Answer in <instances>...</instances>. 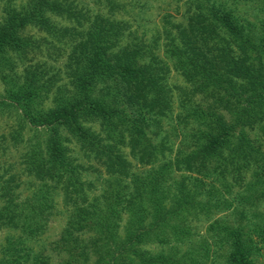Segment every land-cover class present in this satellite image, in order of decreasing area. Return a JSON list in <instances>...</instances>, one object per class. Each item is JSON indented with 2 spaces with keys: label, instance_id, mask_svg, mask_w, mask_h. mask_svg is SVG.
<instances>
[{
  "label": "trees",
  "instance_id": "1",
  "mask_svg": "<svg viewBox=\"0 0 264 264\" xmlns=\"http://www.w3.org/2000/svg\"><path fill=\"white\" fill-rule=\"evenodd\" d=\"M79 1L37 0L31 5V11L24 15L15 13L6 4L0 23V52L29 48L26 41L21 42V38L12 33L27 25H33L38 32L57 43L64 40L73 43L62 72L68 76L67 83H62L59 68L53 66L52 70H45L43 65L35 64L26 68L25 86L15 87V90L11 87L7 91L9 105L22 107L32 126L42 127L46 134L45 155L33 152L27 157L29 168L36 169V179L44 182L53 178L56 171L70 174L75 214L68 220L69 227L63 230L55 245L57 254L64 252L63 264H196L200 256L207 255L206 252L201 254L207 248L205 240L193 243L180 258L171 259V253L176 255L179 252L181 244L177 246L178 242L191 243L193 238L189 235L188 225L194 224L198 215L205 218L210 238L217 237L221 231L225 234L222 239L233 240L235 252L230 257V264H254L248 254L264 248V212L254 201L260 199L256 195L258 192L264 199V177L259 176L255 182H244L243 176L250 167L252 146L249 142L233 145L230 150L236 152L235 157L227 151L233 123L237 127L246 123L253 127L264 118L263 69L261 64L256 66L253 61L244 64L250 60L249 51L257 45L254 35L245 33L242 36L231 30L232 43H236L242 57L239 54L231 56L233 50L228 42L223 53L211 61L204 60L200 48L202 40L196 36L195 29L186 31L182 28L176 37L175 34L171 36L174 56L184 55L178 62L183 69L182 76L189 84L178 95L180 107L186 111L178 115L173 111L174 96L163 90L160 84L164 78L161 70L167 69L166 65L152 67L153 62L157 63L154 54L149 56L148 62H143L146 53L150 52L151 48L147 49L149 45L138 40L121 46L120 42L128 30L127 24L97 16L92 19L90 9L80 6ZM93 3H105L111 11L118 7L117 0H93ZM213 18L220 19L217 14H213ZM58 19L75 25L58 26ZM220 20L224 26L229 24L227 14ZM130 33L128 31L126 36ZM178 36L188 40L179 39L181 43L186 42L184 46L177 43ZM33 43L41 48L48 42L41 38ZM48 45L53 49L52 58L56 60L64 56L56 44ZM192 45L197 49L194 50ZM110 49L116 52L110 53ZM54 50L58 52L56 55ZM222 61L229 67L224 76H217V66ZM211 85L216 86L214 97L217 104H224L223 108L230 113L228 119L221 114L207 113L204 109L189 110L182 106L198 91L202 94L200 99L207 100ZM140 86L150 92L149 100L141 99ZM122 89L125 91L119 97ZM94 92L97 95L94 96ZM167 123L172 127L164 131ZM206 127L208 129L203 130ZM154 129L159 130L160 136ZM260 130L264 135V123ZM146 132H152L154 137H148ZM68 135L79 144L85 156L90 153L98 157L107 166L106 171L112 173L111 178L105 180L107 188L100 196L91 198L88 205L84 204L87 201L83 194L85 183L77 175L78 169L86 168L74 167L68 157L71 142ZM64 142L68 145L64 146ZM189 144L191 149L187 150L185 146ZM122 147L128 149L126 153ZM221 148H226V156H223ZM237 158L247 160V163L239 162L242 160L235 162ZM214 163L217 165L209 168ZM131 167L146 168L147 174L144 178L134 174V188L128 193L130 183L125 177L129 176ZM227 168H230L231 177L219 180L223 184L228 182L225 185L230 187H239L233 200L229 201L225 195L219 200V190L202 198L199 184L202 185L203 181L196 175H203V172L208 176L214 172L223 174ZM191 182L190 188L188 184ZM45 186L43 183L36 190L41 191ZM47 187L50 189L51 186ZM15 188L14 176L0 186V197L7 201L4 202V212L0 213V231L21 230L20 235L6 234V239L0 244V264H21V259L29 257L36 260L34 264H48L49 258L39 257V253L31 255L33 248L25 245L24 240L33 233L32 227L39 215L34 204L16 202L18 195L11 193ZM11 203L24 209L21 225L16 218L22 214V209L19 212L16 209L8 211ZM149 207L150 211L147 210ZM229 209L232 223H227L226 217L224 220L216 215ZM123 215L127 229L121 234L118 225L123 221ZM110 221L112 225H109ZM145 222L148 226L143 225ZM243 223L247 224V230L233 226ZM83 228H88V232L94 231L89 234L87 244L79 243L75 236ZM253 234L263 243L262 246L253 244L255 241L250 237ZM148 242L170 243L173 248L152 254L142 248Z\"/></svg>",
  "mask_w": 264,
  "mask_h": 264
},
{
  "label": "rangeland",
  "instance_id": "2",
  "mask_svg": "<svg viewBox=\"0 0 264 264\" xmlns=\"http://www.w3.org/2000/svg\"><path fill=\"white\" fill-rule=\"evenodd\" d=\"M36 1L0 0V23L3 21L4 5L8 4L9 8L15 13L24 15L31 11V5ZM112 1L115 2L116 0ZM79 2L83 8L88 7L90 9V17L92 19L97 16L101 19H109L111 22L117 20L122 24H127L128 30L125 31L126 34L120 42L121 46L137 42L138 40L149 45L147 49L151 48L150 52L146 53L147 56L143 59V62H148L149 56H153L151 54H154L157 58V63L155 64L153 62L152 67L156 68L163 64L166 65L167 69L161 70L164 72V78L160 81V84L163 90L165 89L167 93L174 96L173 111L175 114L183 115L185 110L183 107H180L178 95L184 89H187L186 84L189 86L182 76L183 69L178 62L184 55L174 56L176 54L173 53L170 41L171 36L175 34L176 37L177 32L183 31L182 28H185L184 30L186 31H189V28L195 29L196 36H199L200 40H202L200 48L203 51L204 60L209 61L214 60L219 53H223L228 42L231 44L233 50L231 56H238V54L241 56L236 47V43H232L234 38L230 35L231 30L238 31L242 36L245 33L254 35L257 45L249 51L251 56L250 60L248 59L249 61L244 62V64L247 65L250 61H253L256 66L261 64V70L263 69L262 72L264 73V0H117L118 7L116 11L109 10V7H106L105 3H93V0H80ZM213 14H217L220 19L224 14H227L229 24L224 26L220 19L216 20L213 18ZM73 25L75 24L72 22L58 19V26L70 27ZM128 31L131 33L129 36H126ZM12 33L20 37L21 42L26 41L30 47H25L24 49L22 48L23 50L18 51L7 49L6 51L0 52V186L10 176H14L17 188L12 189L11 193L18 195L19 198L16 202H28L30 205L34 204L36 206V211L39 216L34 223L35 228L32 227L34 231L27 235L28 240H24L26 246L33 248L31 255L35 256L39 253V257H43L44 259L45 257L49 258V261L47 260L48 264H63L64 252L57 254L55 245L60 240L63 230L69 227L68 220L75 214V207L72 205L74 199L73 195L70 194L72 191L71 185L69 186L70 174L56 171L57 174L53 178L46 179L44 182L36 179L38 178L35 175L36 169L29 168L27 165V157L33 152H39L43 156L45 155L44 146L47 139L46 134L42 127L36 128L32 126L28 118L25 117L22 107H18L15 104L13 106L9 105L7 91L11 87H14V90L15 87L21 88L24 85L23 77L26 73V68L35 64L43 65L45 70H52L53 66L59 68L62 83H67L69 81L68 76L62 72L67 63V54L70 52L73 43L65 40L57 43L55 40L47 38L44 34L38 32L33 25H27L25 28H17ZM41 38H44L48 43L56 44L60 47L64 56L56 60L54 57L52 58L53 49L49 47L48 43H46V46L42 45L41 48L35 46L37 44L33 42H38ZM179 39L178 36L177 43H179L180 47L186 43H181L182 40L188 41L186 38H181V41ZM233 44H235V47ZM192 48L194 50L197 49L194 45H192ZM109 52L115 53L116 51L110 49ZM57 53L54 50V54L56 55ZM220 63L217 66L216 73L217 76L219 74L224 76L225 70L229 66L226 65V62L222 61ZM75 67L73 66V68ZM108 83L112 84V81ZM210 87L211 92L207 100L200 99L202 94L198 91L195 92L196 96L193 99L185 101L182 106H187L189 110H193L194 108L204 109L207 113L221 114L225 119H228L230 113L223 108L224 104L221 105L218 103V105L215 100L214 88L216 86L211 85ZM124 91L122 89L118 96L120 97ZM138 91L141 93L142 100H149L151 97V94H148L150 92L147 91V88L140 86ZM112 93H114L113 89ZM93 95L95 96L97 94L94 92ZM207 121L204 120L203 122ZM163 122H166V120H163ZM263 123L264 118L260 124H255L253 127H250L249 123H246L242 127H237L233 123L234 130L230 134L232 137L229 138V149L227 148L230 155L234 157L236 155V152L230 150L233 145L249 142L252 146L248 162L250 167L243 176L245 183L249 182V180L255 182L259 176L264 177V135L260 130V126ZM169 127L172 126L167 123L164 131L170 130ZM207 129L208 127L203 130L206 131ZM64 132H61L62 136H65ZM154 132H157V135L160 136L159 130L154 129ZM146 133L148 137H154L152 132ZM68 137L71 139V142H69L68 157L71 158L73 166L80 165L86 168L85 170L78 169L77 175L86 184L83 185V194L84 197H87V201L84 204L88 205L91 198L95 195L100 196L104 188H107L105 180L111 178L112 173L106 171L107 166L103 165L98 157H93L90 153L85 156L84 151L79 148V144L74 138L72 139L69 135ZM65 145H68V142H64ZM185 148L187 150L191 149V144L188 147L185 146ZM122 150L126 153L128 149L122 147ZM227 151L226 148H221L223 156H226ZM238 160H242L239 161L241 163H247V160L242 158L235 159V162ZM130 161L132 162L133 160L130 159ZM133 163L135 162L133 161ZM215 165L217 164H210L209 168L212 169V166ZM131 169L132 171L129 176L125 177L127 179L126 181L130 183L128 193H131L134 188L132 176L135 174L136 176H142L144 178L147 174L146 168L131 167ZM229 171L230 168H227L223 174L214 172L208 176L204 175L205 172H203V175H196L199 180L203 181L202 185L199 184L202 187V198L211 196V194L219 190V200H222V196L225 195L229 201H232L233 195L240 190L239 187H230L229 185H225L228 182L223 184L219 180L221 178L226 179L231 177ZM117 175L114 174V176ZM175 175L180 176L178 173ZM89 182H92L93 185L89 186ZM43 183L46 186L41 191L36 190ZM47 185L51 186L50 189ZM188 185L191 188L192 182ZM256 195L260 199L254 201L258 203L260 211L264 212V199H261L260 192ZM79 201L81 202V199ZM4 202L7 201H3L0 197V213L5 210L6 204ZM41 203L43 204L40 205ZM13 209H16L17 212L22 209V214L16 218V221L21 225L24 209L20 205H15L14 203L9 204L8 211ZM147 210L150 211V207ZM230 211V209L219 211L216 215L218 217L222 216L224 220L226 217V220H228L227 223H232L233 220L229 213ZM27 214L28 212L25 211L26 218H28ZM125 215H123V221L118 225L121 234L127 229L125 228ZM108 223L112 225L111 221ZM143 225L146 226L147 222L143 223ZM206 226L207 222L205 218L202 215H198L195 223L188 225L189 235L193 238L191 243L185 244L178 242L177 246L181 244L179 247L180 250L176 255L171 253L173 256L171 259L180 258L193 243L205 240L207 241V248L202 250L201 254L206 252L207 255L205 257L200 256L196 264H230V257L235 252L233 240L228 241L222 239L225 234L221 231L216 235L217 237L210 238V233L207 231ZM233 226H238L245 230L248 228L246 223L241 225L233 224ZM12 229L14 228L0 231V244L6 239L7 233L20 235L21 230ZM93 232V230L88 232V228H83L75 236L78 237L79 243L87 244L89 234ZM250 237L255 241L253 244H257V246L263 245L256 235L253 234ZM142 248L152 254H159L160 252L169 250V248L172 249L173 246L170 243L163 245L156 242H148L143 244ZM89 249H91V246ZM248 255L249 260H253L254 264H264V248H259L257 251L252 250ZM90 258L94 259L91 255ZM33 259L29 257L27 260L21 259L20 261L21 264H34L36 260Z\"/></svg>",
  "mask_w": 264,
  "mask_h": 264
}]
</instances>
